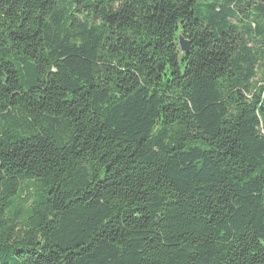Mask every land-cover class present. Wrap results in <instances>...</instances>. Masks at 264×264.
I'll return each mask as SVG.
<instances>
[{"label": "trees", "instance_id": "16d2710c", "mask_svg": "<svg viewBox=\"0 0 264 264\" xmlns=\"http://www.w3.org/2000/svg\"><path fill=\"white\" fill-rule=\"evenodd\" d=\"M0 264H264V0H0Z\"/></svg>", "mask_w": 264, "mask_h": 264}, {"label": "water", "instance_id": "95a60500", "mask_svg": "<svg viewBox=\"0 0 264 264\" xmlns=\"http://www.w3.org/2000/svg\"><path fill=\"white\" fill-rule=\"evenodd\" d=\"M191 44L187 42L182 36L180 37V47L182 53H189Z\"/></svg>", "mask_w": 264, "mask_h": 264}]
</instances>
